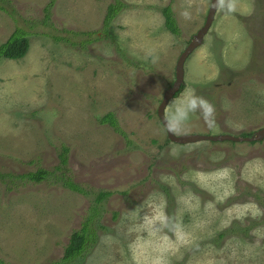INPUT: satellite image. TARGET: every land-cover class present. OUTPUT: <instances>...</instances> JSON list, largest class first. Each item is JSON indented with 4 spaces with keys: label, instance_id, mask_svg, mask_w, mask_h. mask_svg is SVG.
<instances>
[{
    "label": "rangeland",
    "instance_id": "obj_1",
    "mask_svg": "<svg viewBox=\"0 0 264 264\" xmlns=\"http://www.w3.org/2000/svg\"><path fill=\"white\" fill-rule=\"evenodd\" d=\"M116 1L0 0V45L17 28L30 43L21 60L0 59V259L59 261L93 216L80 264H264V140L178 144L157 115L211 0H118L105 26ZM184 70L166 113L186 89L214 111L177 135L263 128L264 0H221ZM108 113L119 130L101 123ZM39 169L52 174L21 177ZM100 192L110 195L97 203Z\"/></svg>",
    "mask_w": 264,
    "mask_h": 264
},
{
    "label": "trees",
    "instance_id": "obj_2",
    "mask_svg": "<svg viewBox=\"0 0 264 264\" xmlns=\"http://www.w3.org/2000/svg\"><path fill=\"white\" fill-rule=\"evenodd\" d=\"M0 9L4 10V7L0 5ZM123 9V4L120 1H116L114 4H110L107 8V13L104 18V25L108 26V24L116 17V15ZM47 10V9H46ZM162 15L164 17L165 26L168 31H170L174 35H178L180 30L177 25L176 18L174 16L173 10L171 6H166L162 10ZM86 35V34H85ZM29 39L26 36V32L17 28L11 36L7 39L6 42L0 45V59L5 58L9 60H21L25 57L29 50ZM184 86L181 88L178 96ZM101 123H109L113 128L119 130L117 127V122L112 113L106 114L101 120ZM250 134H244V136H251ZM68 152V148L63 147V153L61 155V162L65 164L67 162L66 153ZM52 173L48 170L39 169L35 172L27 173L26 175H22L21 177L27 180L39 182L46 179ZM1 176V175H0ZM65 187L69 188L72 191L84 193V190L77 184L71 181V179L67 178V181H64ZM110 195L109 192H100L96 195L95 202L100 203L106 196ZM94 214L97 213V207L92 208ZM93 222V216L90 217V220H87L83 223L81 229L74 231L69 239V243L67 244L63 257L52 264H80L81 259L84 257L86 251L89 246L95 242L96 234L94 229L90 223ZM0 264H6L4 261L0 259Z\"/></svg>",
    "mask_w": 264,
    "mask_h": 264
},
{
    "label": "water",
    "instance_id": "obj_3",
    "mask_svg": "<svg viewBox=\"0 0 264 264\" xmlns=\"http://www.w3.org/2000/svg\"><path fill=\"white\" fill-rule=\"evenodd\" d=\"M221 0H211L210 7L208 10V14L206 17L205 24L201 29L197 31L195 35H193L191 41L187 45L186 49L181 53L175 69V82L174 84L165 90L162 101L157 108V115L161 123L163 110L166 113V108L170 102V100L179 93L182 86L184 85V76H185V62L187 58L203 43L205 35L210 30L212 23L214 22L216 13L219 9ZM164 126V124H163ZM167 138L174 143L178 144H188L199 141H233V142H257L264 140V127L252 133L251 136H234V135H201V134H181L177 135L174 129L169 130L164 126Z\"/></svg>",
    "mask_w": 264,
    "mask_h": 264
},
{
    "label": "clouds",
    "instance_id": "obj_4",
    "mask_svg": "<svg viewBox=\"0 0 264 264\" xmlns=\"http://www.w3.org/2000/svg\"><path fill=\"white\" fill-rule=\"evenodd\" d=\"M213 111V105L205 97L197 95L194 90L186 89L180 97L171 102L167 113L163 110L161 120L167 129L172 130L180 127L197 112L205 121H209Z\"/></svg>",
    "mask_w": 264,
    "mask_h": 264
}]
</instances>
